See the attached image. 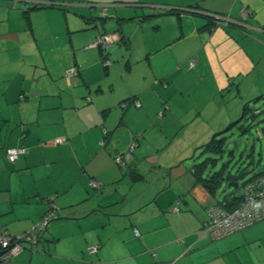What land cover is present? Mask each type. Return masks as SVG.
Segmentation results:
<instances>
[{
    "label": "crops",
    "instance_id": "1",
    "mask_svg": "<svg viewBox=\"0 0 264 264\" xmlns=\"http://www.w3.org/2000/svg\"><path fill=\"white\" fill-rule=\"evenodd\" d=\"M102 34L137 54L120 78ZM263 92L264 0H0V227L19 235L57 208L10 264H264L262 226L202 234L221 198L156 159L166 125L222 126ZM128 98L137 105L122 108ZM9 147L27 152L11 162Z\"/></svg>",
    "mask_w": 264,
    "mask_h": 264
},
{
    "label": "rangeland",
    "instance_id": "2",
    "mask_svg": "<svg viewBox=\"0 0 264 264\" xmlns=\"http://www.w3.org/2000/svg\"><path fill=\"white\" fill-rule=\"evenodd\" d=\"M116 48H118V46H116ZM106 51L110 53L109 57L111 61H110L109 66L118 62L117 63L118 66H116L114 70L115 78H120V75L123 73L124 65L129 57L132 59H135V57H137L136 53L131 52L130 50H127L125 48H120L118 50H115L113 49V47H108ZM142 59H143V56H142ZM143 62H144V59H143ZM138 65L136 67L137 69L135 70L136 75L142 72L138 70L142 65H139V66ZM195 88L196 86H194L193 89H188L187 92H192L196 90ZM207 89L210 90L211 88L207 86ZM161 93L165 94V92H161ZM188 95H189L188 93L185 94L186 97ZM178 97H182V95H178ZM179 101H180L181 107H185V110H187L191 106V102H192V100L190 102V99H181V98H179ZM215 101L221 102L219 101L218 98L215 99ZM216 105L217 103L215 102L212 103V107L214 108L215 111L217 109ZM256 106L259 108L261 107V109L264 110V100L260 101ZM218 110L219 109H217V113H218ZM177 112H178L177 109L176 111L173 110L172 116L174 115L175 117H177ZM253 120L254 121H252L251 119L247 117L246 120L241 121L240 124L236 125L231 130L222 134L221 137L225 138V148H226V152L223 154L222 157H220L219 155L216 156L213 153L202 154V151L204 148H198V146L200 147L206 144L208 141H211L214 135L219 132V127L220 129H224L226 125L219 126L214 123V125H212L214 128H211L210 126H208L207 128L206 127L204 128V125H203L201 127L192 126L191 128L189 129L186 128L184 130L182 127L178 125V123L175 125H166L164 128L165 130H163L162 132L159 131L158 134L160 135L156 136L157 139L160 138V141L158 143L161 142V150L157 151L158 153L156 155V159L161 158V162L164 165H173L172 167L173 170H176L182 166L186 170H188V172L190 173L191 165L200 162L201 160L206 158V156L219 157L217 161V165L213 169L215 171V170H218V168H220L222 163L232 158L231 157L232 155H230V152H233L234 157L230 161L231 165L229 168L233 167L234 170L240 169V172L242 173V174L240 173L241 175L237 179L238 187L233 188V187L228 186L227 182H223L220 190L217 192V197L221 198L220 195L223 197L224 195H227L231 192L234 193L236 196H240L242 194V188H241L242 184L254 173V171L251 170L253 166L255 164L256 165L259 164L256 162V160L259 161V159L261 158L260 164L261 166L263 165L264 167V136L262 135L263 128H264V111H262L261 113H257L256 117ZM247 127H249V130L244 132V130ZM151 135L152 134L149 133V137H151ZM237 139L240 140V144L238 148L235 149L234 142ZM252 146L255 147V150H254L255 152L253 154L250 153ZM181 155H184L183 156L184 159L177 162ZM185 155H188V156L185 158ZM250 165H252V167ZM169 169L170 167L167 170L169 171ZM241 170H245V171L243 172ZM260 226H262V229L260 231L261 234L260 233L258 234L262 236L264 235V221L258 224H255L248 229L258 228L257 230H260L259 229L261 228ZM257 248L258 250H261L260 252L262 253L264 252V237L263 236H262V243H260V246Z\"/></svg>",
    "mask_w": 264,
    "mask_h": 264
},
{
    "label": "built area",
    "instance_id": "3",
    "mask_svg": "<svg viewBox=\"0 0 264 264\" xmlns=\"http://www.w3.org/2000/svg\"><path fill=\"white\" fill-rule=\"evenodd\" d=\"M104 11L105 8L100 12L101 17L107 15ZM247 14H249V10H243V15ZM215 17L217 24L234 23L229 17L220 15ZM112 43L113 38L111 34H102L98 38L96 46L106 50ZM106 64H108V62H106ZM194 64L195 61L192 59L189 62V66L193 67ZM77 72L78 70L75 67H71L66 70V75L67 77H72L76 75ZM26 152L27 149L25 147H9L5 151V158L12 162ZM115 160L119 162L120 157H117ZM91 185L98 186V182L96 180H91ZM241 197V206L231 212L224 210L221 206L210 207L208 209V220L203 225L201 232L217 240L264 220V176L247 181L242 187ZM50 206L54 209L53 205L50 204ZM173 210L175 211L176 208ZM52 213L53 211L48 209L31 229L19 235H10L0 227V264H10V258L21 251V242H34L38 232L46 228ZM88 251H95V247H90Z\"/></svg>",
    "mask_w": 264,
    "mask_h": 264
},
{
    "label": "trees",
    "instance_id": "4",
    "mask_svg": "<svg viewBox=\"0 0 264 264\" xmlns=\"http://www.w3.org/2000/svg\"><path fill=\"white\" fill-rule=\"evenodd\" d=\"M228 24H226V25H228V26L237 25L235 23H228ZM100 50L102 51V55H104V53H106L107 49L103 50V49L100 48ZM103 60H106V57L103 56ZM262 100H264V92L260 93L259 96L255 97V98H253L251 100L246 101L243 104V106H242V109H241V112H240L241 115L239 114L240 116L238 115L233 120L228 122L227 124L222 125V126L226 125V127L224 129H220V127H219V132L214 135V137L211 139V141H208L206 144H204V145H202L200 147L198 146V148H204L203 151H202V154H204V153H213L216 156L219 155L220 157H222L223 154L226 152L225 138L221 137L222 134L227 132V131H229V130H231L236 125L240 124L241 121L246 120L247 117L249 119H251L252 121H254L253 119L256 117L257 113H261L262 111H264L263 109H261V107L259 108V107L256 106ZM129 104L137 105V101L134 98H128L125 102H122L120 104V106L122 108H124L126 105H129ZM247 130H249V127H247L244 130V132H246ZM104 132H105L104 135H106V133H107L106 130ZM262 135L264 136V128H263ZM138 144H139V142L137 140H134L129 145V147L127 148L126 152L117 154L114 157L113 161L116 164H118V165L125 164L127 159L131 158L132 155L134 154V151H135L136 147L138 146ZM254 150H255V147L252 146L251 150H250V153L253 154L255 152ZM230 155H232L231 156L232 158L234 157L233 156V152H230ZM117 157H120V161L119 162H117L115 160ZM218 158L219 157L206 156V158H204L200 162L191 165V172L194 174V176L197 179V181L200 182L213 195L217 194V192L220 190L221 185H222L223 182H227L228 184H229V182H237L238 177L242 174L240 172V169H235L234 170L233 167L229 168L230 165H231L230 161H231L232 158H230L226 162L222 163L220 168H218V170L214 171L213 169L217 165ZM260 161H261V158L259 159V161L256 160V162L259 163V164L258 165L255 164L252 169L249 167L251 170L254 171V173L246 181H244V183L242 184L241 188L243 187V185L247 181L252 180V179H254L256 177L258 178V177L264 176V170L255 172L257 170H260L261 168L264 169L263 165L261 166V164H260L261 162ZM250 166L252 167V165H250ZM256 166H258V167H256ZM241 171L244 172L245 170H241ZM220 197H221V199L215 205H213L212 207L221 206V208H223L224 210H226L228 212H231V211L235 210L237 207H240L241 204H242L241 195L240 196H236L232 192L227 194V195H224L223 197L220 195ZM51 205H53V204H51ZM174 208H176L175 211L173 210ZM48 209L52 210L53 213L49 217V220H48L46 228L44 230L38 232L37 238H36V240L34 242H27V241L26 242L25 241L21 242L20 243V245L22 247L21 251L23 249H25V247H26L25 245L33 246V245L38 244V242H40L41 237L43 236L44 232L47 230L48 225L50 224L52 219L55 217L56 211H57V208L55 206H54V209H53L49 205L47 207L46 211L44 212V214L48 211ZM170 211L178 213L180 211V207L177 204H174L173 206H171ZM207 220H208V209H207ZM256 223H258V222H256ZM256 223H254V224H256ZM254 224H252L251 226H253ZM33 226H31V227H33ZM29 229H31V228H29ZM29 229L25 230L24 232L26 233ZM201 230H202V228L200 229V231ZM133 232H134L135 236L139 235V231L138 230L134 229ZM201 233L204 234L203 232H201ZM96 249H97V247H95V251H96ZM95 251H93V252H95ZM93 252H89L88 251V253H93ZM15 256H13V257H15ZM11 258H10V260H11Z\"/></svg>",
    "mask_w": 264,
    "mask_h": 264
},
{
    "label": "water",
    "instance_id": "5",
    "mask_svg": "<svg viewBox=\"0 0 264 264\" xmlns=\"http://www.w3.org/2000/svg\"><path fill=\"white\" fill-rule=\"evenodd\" d=\"M239 144H240V140L239 139L235 140V142H234V148L235 149L238 148ZM228 186L237 188L238 187V183L237 182H229Z\"/></svg>",
    "mask_w": 264,
    "mask_h": 264
}]
</instances>
